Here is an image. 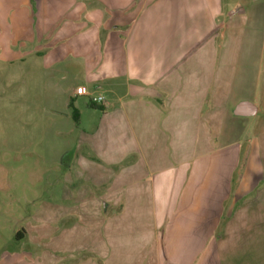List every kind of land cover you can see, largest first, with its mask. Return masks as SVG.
Masks as SVG:
<instances>
[{"label": "crops", "instance_id": "0c3cea01", "mask_svg": "<svg viewBox=\"0 0 264 264\" xmlns=\"http://www.w3.org/2000/svg\"><path fill=\"white\" fill-rule=\"evenodd\" d=\"M256 98L264 0H0V144L68 143L67 181L86 184L65 203L97 225L85 264H264ZM242 102L257 114L235 115Z\"/></svg>", "mask_w": 264, "mask_h": 264}, {"label": "rangeland", "instance_id": "374dc122", "mask_svg": "<svg viewBox=\"0 0 264 264\" xmlns=\"http://www.w3.org/2000/svg\"><path fill=\"white\" fill-rule=\"evenodd\" d=\"M259 24L256 14L251 24L250 47L257 61L262 57L258 53ZM258 70L256 67V73ZM256 78L258 80V74ZM254 101L264 115V98ZM59 144L55 146V152L54 147L52 152H48L49 148L43 146V151L38 148L34 152L23 153L10 152L0 144V264H19V261L34 264L33 259L36 264H52L54 259L56 264L88 262L90 254L84 248L83 231L86 234L95 228L94 234L97 235V225H82L86 212L83 203H65L66 192H73L79 198L86 182L75 176L74 183L67 181L63 163L68 159L70 147L62 139ZM202 148L204 150L206 147ZM74 149L76 147L71 148L72 151ZM52 207L58 209L51 210ZM51 214L56 218L53 219ZM37 218H41V221ZM56 220L58 239L50 243V221L54 223ZM39 227H43L44 232H40ZM40 237L46 242H40ZM93 260L98 262L97 258Z\"/></svg>", "mask_w": 264, "mask_h": 264}, {"label": "water", "instance_id": "95a60500", "mask_svg": "<svg viewBox=\"0 0 264 264\" xmlns=\"http://www.w3.org/2000/svg\"><path fill=\"white\" fill-rule=\"evenodd\" d=\"M258 112L257 106H255L251 102H242L240 103L236 110H235V115L241 116V117H250L256 115Z\"/></svg>", "mask_w": 264, "mask_h": 264}, {"label": "built area", "instance_id": "2783aa9c", "mask_svg": "<svg viewBox=\"0 0 264 264\" xmlns=\"http://www.w3.org/2000/svg\"><path fill=\"white\" fill-rule=\"evenodd\" d=\"M76 94L79 96H89V91L86 87L82 86L77 89ZM92 103L96 105H103L105 104V98L104 97H92L91 99Z\"/></svg>", "mask_w": 264, "mask_h": 264}, {"label": "trees", "instance_id": "16d2710c", "mask_svg": "<svg viewBox=\"0 0 264 264\" xmlns=\"http://www.w3.org/2000/svg\"><path fill=\"white\" fill-rule=\"evenodd\" d=\"M93 107H95V106H93ZM75 116H77V114L75 113Z\"/></svg>", "mask_w": 264, "mask_h": 264}]
</instances>
